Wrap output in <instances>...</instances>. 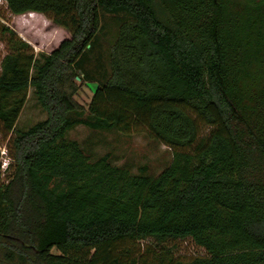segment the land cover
I'll return each mask as SVG.
<instances>
[{"label": "trees", "instance_id": "16d2710c", "mask_svg": "<svg viewBox=\"0 0 264 264\" xmlns=\"http://www.w3.org/2000/svg\"><path fill=\"white\" fill-rule=\"evenodd\" d=\"M4 1L67 36L35 53L1 29L0 264H264V0ZM102 13L126 19L84 106L75 79L95 82ZM30 87L47 118L16 130ZM77 125L143 127L172 159L156 176L92 160L66 137ZM178 239L204 254L175 258ZM149 240L160 251L140 254Z\"/></svg>", "mask_w": 264, "mask_h": 264}, {"label": "rangeland", "instance_id": "374dc122", "mask_svg": "<svg viewBox=\"0 0 264 264\" xmlns=\"http://www.w3.org/2000/svg\"><path fill=\"white\" fill-rule=\"evenodd\" d=\"M123 19H126V16L122 14H101V40L93 49V58L85 59L83 63L84 68L95 82L82 80L83 73L80 72L75 79L79 86L75 99L84 106H87L90 101L96 83L108 75V44L114 40L117 26ZM5 25L12 28L18 36L31 44L35 53L50 52L62 38L67 36L65 30L55 26L44 15L36 14L33 19L28 14L13 15L7 8L5 1L0 0V63L8 51L5 35L1 33V29ZM46 118L47 113L37 103L33 88L30 87L26 102L16 123V130H25ZM201 127L202 134H206L209 130L208 127L204 125ZM11 136L12 133L3 134L0 126L1 149L9 150ZM66 137L77 140L92 160L109 153L111 161L115 165L126 167L134 174L143 172L156 176L172 159V149L151 137L143 127L130 133H122L116 129L93 130L84 125H77L67 132ZM164 246L169 249L170 254L182 261L204 254V250L191 239L169 240ZM147 247L154 253L160 251V247L149 240L139 244V253H145Z\"/></svg>", "mask_w": 264, "mask_h": 264}, {"label": "built area", "instance_id": "2783aa9c", "mask_svg": "<svg viewBox=\"0 0 264 264\" xmlns=\"http://www.w3.org/2000/svg\"><path fill=\"white\" fill-rule=\"evenodd\" d=\"M1 149V162H0V176L3 177L5 175V171L7 170L9 164V158L7 150Z\"/></svg>", "mask_w": 264, "mask_h": 264}]
</instances>
